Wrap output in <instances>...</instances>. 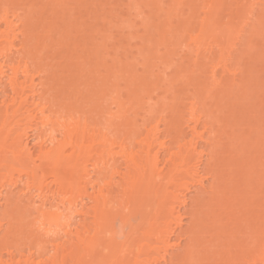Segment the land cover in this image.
<instances>
[{
	"label": "bare ground",
	"instance_id": "bare-ground-1",
	"mask_svg": "<svg viewBox=\"0 0 264 264\" xmlns=\"http://www.w3.org/2000/svg\"><path fill=\"white\" fill-rule=\"evenodd\" d=\"M44 1L47 2L40 6L34 3H30L28 7L18 4L11 10L7 6H0V206H3L0 208V264H157L159 259L164 260L162 262L165 264H212L210 263L212 257H214L212 260L214 263L217 256L220 257H217L218 261L216 259L218 264L220 260L221 264H264V203L261 201L264 202V199L257 200L260 194H262L261 198H264L262 189L264 187L258 192L254 189L255 192L250 190L256 184V187L263 185L264 181L260 179L261 182L263 181L261 183L258 180L259 174L256 175L258 177L256 179L258 164L250 159L253 155L249 153V156L245 155V158L251 160H248L250 163L243 157L244 154L242 158L236 156L239 154L236 149H245L248 139L242 138L241 133L240 135L238 133V136L233 134L229 139L230 134H228L226 138L228 142L231 141L229 144L233 142L232 145H238L234 150L235 145L230 144V149L233 147L232 150H234V154L231 153L230 156L229 144L224 145L227 147L228 144V148H225L229 151H224L225 148H222L224 146H221V141L226 138L220 140L224 132L218 128L222 124L220 125L221 122L216 118L220 126L216 129L213 127L215 130L211 127L202 149L196 153V148L192 145L195 144L192 143L193 138L180 142L185 131L182 132L181 128L176 130L173 124L166 121V127H162L161 130L165 129V133L166 131L169 133L174 128L177 131L176 145H168L166 140L168 136L161 134L157 125L158 120L155 125L154 123L153 126L150 125V128H144L142 123L140 126L136 120L135 122L132 120L131 123L125 121L126 110L129 109H127L126 101L122 99V94L119 93L121 91L115 83L111 85L112 81L107 82V75L110 77L118 72L116 66L117 70H112L115 72L109 75L112 64L105 67L103 63L104 70L107 69L105 72H109L105 74L107 80H103L101 85L98 84L100 88L97 86L99 89L96 95L93 92L96 99L94 101L93 97L91 100L94 104L89 106L90 109L84 107L82 104H85V101L82 102L83 99L81 101L79 98L82 97L83 89L79 85L88 84L80 81H83L80 76L84 75L82 67L87 66L90 59L89 51L91 50L88 51V43L87 48L82 40L79 47V42L77 44L67 39L69 30L67 31L66 26L64 29L63 24L58 27L57 21L46 22V19L40 15L37 19H33L26 12L31 13L38 7L37 9L42 11L41 15L47 11L54 14L58 13L56 11H59L58 7L61 6L59 8L62 13L67 15L70 12L72 16L75 13L68 10L77 9L78 3L76 5L75 1L78 0L74 1L75 8L71 4L73 0L72 2L67 0V4H65L66 0ZM216 2L214 4L217 5ZM220 3L221 0L218 4ZM68 4L72 5L74 10ZM248 11L249 13L251 11L252 15V10ZM12 18H15L17 24L13 23ZM64 20L66 18L62 16V20L59 21L65 23ZM204 20L206 19H202V23L207 21ZM38 21L43 23L41 30ZM210 21L214 24V20L210 19ZM14 27L18 29V32H14ZM58 29L62 31L63 36L60 33H56L57 36H55ZM226 30H229L228 27ZM208 33L209 31L207 35ZM16 40L18 43H15ZM55 45H58V48L61 46V51L57 48V50L53 49ZM97 45L94 46L95 49L92 46V53L98 50L96 48H99L101 44ZM46 49L50 54L44 55ZM99 50L96 52H101ZM93 55L95 56V53ZM228 58L222 54L212 65L211 76L215 87L223 82V76L218 80L217 76L215 77L218 66L222 67L223 73L231 70L234 75L235 70L228 67ZM98 59L95 61L97 60L100 65L102 61L105 62V60L99 62ZM86 62L87 65H85ZM94 72L92 70V73ZM36 76L40 78L38 83L34 82ZM3 78L5 82L2 81ZM231 80L234 81L235 77L233 76ZM85 85L82 87L84 90ZM221 87H223L222 84ZM219 91L217 93H221ZM189 109L188 121L195 119L193 120L195 125H191L190 130L197 134L196 125L202 114H195L193 105H190ZM124 121L130 124L125 125ZM141 127L144 128V132L141 131ZM29 135L36 137L35 143L31 146L24 142ZM201 135L199 134L197 138ZM190 148L191 154L188 153ZM206 150H208V157L205 158L206 161L204 159L205 163L201 164L203 167L199 170V167L194 165L197 157ZM174 174L181 176L180 182L184 179L185 181L179 182V185L176 182L175 184L174 181L180 179L177 177L175 179ZM247 175L252 178L251 181L246 179ZM245 180L248 181L247 184ZM252 181H255L254 185ZM164 183H171V185L173 183L179 187L182 184V187H186L187 184L186 188L188 185L199 186L196 196L190 199L189 210H185L184 215L180 213L174 216V206L169 207L168 204L163 206L164 209L168 206L165 209L166 212L163 210L166 213H164L165 216L159 214L163 213L158 211L162 207L157 205V202L162 205L160 200H163V204L167 199H171V202L176 200L181 202L177 186L174 185L175 188H172L177 191V193L171 192L172 196L161 192L162 185V191L166 189ZM248 183H252V186ZM256 187L254 188L258 189ZM14 189L16 190L13 192ZM248 189L254 192L250 193L249 197H247ZM261 190L263 193H260ZM255 193L260 194L256 196ZM252 194L257 201L253 202ZM165 202L168 203V201ZM235 205H239L237 210ZM216 206L233 213L234 217L237 213L236 219L232 218L238 222V225L241 224L242 228L241 225L237 228L238 225L232 222L234 220L228 216L231 214L227 211L225 212L227 216L221 214L228 219L227 222L233 223H231L232 229H242L235 231V233H242L240 234L242 240L237 233L239 238L235 235V239H238L235 243L233 242V246L230 240H235L234 230H231L233 233L231 237V233H228L231 227L230 229L228 226L225 227L223 221L226 218H220L219 213L220 219L217 217L219 216L216 214L217 209L218 212L221 210ZM154 209L159 212L157 214L160 221L159 217L155 220L157 215ZM240 211L244 213H238ZM214 212L217 218H213L218 224H220L219 220L222 221L224 228L228 227L229 231L214 225L216 221L210 219ZM211 213L213 215H210ZM238 215L245 216L241 218L244 220H240V217L238 219ZM184 216L188 218V221H186V228L182 229ZM208 217L213 226H208ZM171 222L179 227V230L174 224V229L170 227ZM205 225L212 227L209 230L213 233L210 234ZM214 226L216 228L213 229ZM223 229L228 234H224ZM219 232H223L224 235ZM219 234L222 235L221 237L226 236V239L228 237L227 242L225 238L223 241L231 242L228 245L232 248L227 246L229 249H226L227 244L224 245L225 247L221 245L220 248V244L217 243ZM172 236L174 240L171 239ZM213 238H216L215 243ZM220 239L222 242L223 238ZM182 240H185L183 244ZM238 240L240 242L237 244ZM158 244H161L165 251L168 248L179 249L171 254L168 253L169 258L163 254L159 256L160 254L154 253L160 247ZM234 248L240 249L232 251L231 249ZM219 250L222 253H219ZM231 251H236L235 255ZM230 253L235 256L236 262ZM154 254L159 257H155Z\"/></svg>",
	"mask_w": 264,
	"mask_h": 264
},
{
	"label": "rangeland",
	"instance_id": "rangeland-1",
	"mask_svg": "<svg viewBox=\"0 0 264 264\" xmlns=\"http://www.w3.org/2000/svg\"><path fill=\"white\" fill-rule=\"evenodd\" d=\"M69 1L72 2V0H69ZM74 1L75 0H73V2L72 3L70 2V3L73 4V6L75 4L77 5L78 3V6L75 5L77 9L74 10L75 6L73 8L72 5H69L70 3L68 4L69 6H72L71 9L73 8L74 10L72 11L69 9L68 11H71L73 14L75 13L72 16L70 15L71 14L70 12H69L70 14L67 13V15L70 17H66L67 15L62 13V10L59 8L61 6L58 7L59 11H56L60 14L58 13L52 14L51 11H47V13L41 15L42 11H39L37 9L38 7L36 8L37 10L35 9L31 13L28 11L26 12L27 14L29 13L33 19L34 18L37 19L38 17L43 16V18L46 19V22L47 21L48 22L57 21L58 24L56 25H58V27H60L63 24L62 27L64 28L66 26L67 31L69 30L68 35L71 34V36L67 35L68 37L67 39H69L70 42L72 41H74L75 43L77 42V44L79 42V47L82 44V40L85 46L88 43L87 46H89V48L87 46L86 47L88 48V51L89 50L91 51H89L90 59L88 56L87 61L89 59L88 65H91V66L89 67L86 62L85 65L87 66L82 67L83 68L82 74L84 75L80 76V79H83V81L82 80L80 81L82 83L84 82L88 84H86L87 86L84 84L85 90L84 88H82L84 87L83 84L79 85V86H82L81 89H83L82 90L83 92H81L82 94L80 93L82 97L80 96L79 98L81 99V101L83 99L82 102L85 101V104H82L84 107H89V106H92V104H94L91 100L94 97V101H95L96 99L95 95L97 94L96 92L100 88L99 85L103 83V80L106 81L108 78L107 82L110 83L112 81L110 84L114 85L115 83V85L119 88V91H121L119 93L120 95L122 94L121 96L123 97L122 99L126 101L127 109L129 108L128 110H126L127 115H126L125 121L127 122L130 121L131 123L132 120L133 122H135L136 120V123L137 124L139 123L140 126H142L143 124L144 128H148V127L150 128V125H152L153 123L155 125L158 120V124H157L159 127L158 129H160L161 134L163 136L164 135L168 136L166 138L167 143L168 145H172V146L176 145V141H177L175 138L176 137L175 134L177 135L176 130L177 128H181L182 132L183 131L185 132H183L180 142L184 140L188 141L187 138L189 139L193 138L194 142L192 141V143H195V144H192V145L195 146L196 153L202 149V145L206 142L205 139L207 135L209 134V130L211 131L213 127L216 129V127L222 124V126L218 128H220L222 132H224L226 135L223 133V135H221L222 137L220 140L224 139V137L226 138L227 136H229L228 134H230L229 139L233 136V134L234 136H238V133L239 135L240 133L242 134L241 135V137L243 136L242 138L248 139L247 140L248 145L246 146L245 149L238 148L239 150H242L241 152H239V150L236 149L238 146L237 144H233L235 146L232 145L233 142L230 144L231 146L234 147V150L236 149V151H238L239 154H236L237 153L236 152L235 153L236 156H240L242 158L244 154L243 157L245 158V155H247L248 153L250 155H253L252 158L250 156V159H252V161H255V163L258 164V166L256 167V170L258 169L257 170L258 172L257 174H255V176L256 175L258 176L259 174L258 180L262 179L264 181V170H262L264 169V167H262L264 165V0H224V2H222L221 0L222 4L220 3V5L218 4L220 0L218 2H216V0H85V1L78 0V1H75L76 3ZM44 2H47V1H44V0H0V6H7V8L11 10L13 6L15 7L18 4L28 7L32 3H34L36 6H40ZM65 2H66L65 4H67L68 1L66 0ZM84 2H86L87 4ZM214 2H216L217 5H219L218 8H217V5L214 4ZM214 5L216 7H214ZM79 6L81 7V9H83V11L80 9ZM83 6H85V8ZM63 7L65 8L64 5ZM246 8H248L247 11L249 9L252 10V15H251V11L250 13L249 11L248 13L247 11H245ZM76 10H78L79 13L78 11L75 12ZM64 11H67V10H64ZM62 16L63 18L64 17L66 18V20H64L65 23H63V21L61 22L59 21V20H62ZM69 18L71 19L69 20ZM204 18L207 21L204 20L206 22L202 23V19ZM210 19L214 20V24H211ZM12 21L14 24H17V21H15V18H12ZM38 24H40L41 27L39 25H37V27H40L39 29L41 30V28L43 27V23L41 24L40 21H38ZM227 27L229 30H226ZM80 28H85V29L82 30ZM13 30L15 33L18 32V29H16V27H14ZM58 31H56L55 34L56 33L61 34L62 31L60 29H58ZM208 31H209L208 33L209 35H207ZM57 34L55 36H57ZM55 36L54 38L57 39L58 37H55ZM80 38H82L81 41H79ZM85 40H87L86 43H85ZM15 43H18V41L16 40ZM99 43L102 46L99 45V48H96V49L98 50L100 49L101 52L97 53L96 51L98 50L94 51L95 53V56H94L93 55L94 53H92L93 49H95L94 46L95 47L98 46L97 44ZM55 46L52 48L53 49L57 48V49H60L59 51H61L60 45H59L60 48H58V45L56 47ZM92 46H93V49H92ZM48 49L44 50L45 51L44 55L50 54L48 52ZM46 51L48 53H46ZM96 53L100 57L97 56ZM222 54L227 58L231 57V58H228L229 59L228 67L231 69L233 68L235 71H234V75L231 72V70H229V72H224L226 73L224 74L222 71V67L218 66L216 68L217 70H215L216 72L215 77L217 76L218 78L216 77V79L218 80L221 76H223L224 80L222 79L223 82L221 83L223 87H221V84L218 85L219 87L218 86L215 87L212 81V76H211L212 65L218 60V58ZM91 56H93L95 59H98L97 57H99L98 59L99 62L102 60H105L107 64L102 61L100 65V63L98 64L97 60L95 61V59ZM91 61H93L92 62L93 64H91ZM103 63L105 67L106 65L111 66L112 64V68L110 67V72H111L110 74L109 72L108 73L105 72V70L107 71V69L105 68L104 70ZM96 64H98L97 67H96ZM100 66H102L103 68L102 67L100 68ZM116 66L118 70L116 69ZM119 67H122V68H119ZM90 69H91V72H90ZM114 69L117 70L118 72L116 73L114 71L115 74L113 75L112 73L114 72H112V70ZM92 70L93 72L94 71L95 72L92 73ZM105 74L106 75L112 74L111 75L112 77L111 76L109 77L107 75L106 76L107 78H106ZM233 76L235 77L234 81L231 80ZM109 78H111L110 81H109ZM38 79L40 78L37 76L34 77V82L38 83L39 82ZM2 81L5 82L4 78L2 79ZM97 86H99V88ZM220 87L221 89H219ZM89 88L90 90L88 91ZM219 90L221 91V93H217V91ZM93 92L94 94L95 93L96 94L94 95ZM190 105H193L195 107V114H200V113L202 114V115L200 114L201 115L200 121H197L198 124L196 125V132L198 135L202 134L201 136L203 137L199 136L197 138L198 135L196 133L191 132L190 130L191 125H195V122L193 121L195 119L193 120L189 119L190 122L188 121V113H189L188 111L190 110L189 109ZM88 109H90V107ZM128 118L130 119L127 120ZM216 118L219 119V121L221 122L220 123L218 121L220 125L217 122ZM223 119H225V121ZM166 121L168 123L170 122L171 124H173V127L175 126L174 128H176V130L173 128L172 131L169 132L170 134L167 131L165 133V129L164 131L161 130L162 127L163 128L166 127V123H167ZM127 122H125L126 124L125 123L124 124L125 125L130 124V123L127 124ZM215 122H217L218 124ZM124 124L123 126L125 127ZM177 125L179 127H177ZM143 127H141L142 129L141 128L140 129L141 131L144 132ZM214 128L212 130H215ZM162 131L164 132V134ZM194 134L196 135L194 136ZM169 137L170 139L172 137L171 141ZM25 139L26 141L24 140V142H26L28 145L30 144V146L33 145L36 141L35 135H29ZM208 140L209 139H207V141ZM221 142L223 144V145L221 144V146H224L226 145V143L229 144V142L231 141L228 142V138H226L222 140ZM228 144H227V147L224 146L222 148L223 149L225 147L228 148ZM230 144H229V150H230L229 153L231 156L232 154H234V150H232L233 147L230 149L231 147ZM226 148L224 151H229ZM175 149H178V148L175 147ZM181 149L185 150V148H182V147ZM231 150L233 152H231ZM188 151H189L188 153L191 154L192 152L191 148ZM203 153L201 155L199 154L200 157H197V160H196L197 165L194 163L195 164L194 166L199 167V170L202 169L201 167H203L204 165L203 163H205L204 159L205 158L207 159L208 157V150L204 151ZM204 155L206 156L204 157ZM233 156L235 157V155ZM245 159L247 162L251 161L247 157ZM251 165H254V164L251 163ZM259 165H260L261 170L259 168ZM251 167H255V166H251ZM256 170L254 169V172ZM254 172L252 171L253 175H254ZM200 174H202V171H200ZM249 175L251 176V173ZM260 175L262 178L260 177ZM250 176L246 177V179L248 178L251 181L252 178ZM257 176H256V179L258 178ZM174 177L175 179L176 177L178 179L181 178V176L178 177V176H175V174H174ZM256 179H253V180H256ZM176 180L174 181V183L176 182L177 184L181 181V179L178 181ZM184 181L180 183H183ZM263 181L261 182L260 180L261 183H263ZM205 182L207 185L206 180ZM247 182L245 184H247ZM254 182L255 181H252L253 185H254ZM252 183H248V184L252 186ZM172 185L171 183H164V187H166V189L164 188L165 190L163 189L162 191V188H163L162 187L163 185H162L160 188L161 192L172 196L171 194L173 192L177 193L178 191V193H180L181 202L180 201L177 202V200L174 202H171L170 201L171 199H167L165 201H168V203L164 201V204H163L162 203L163 200H160L162 201L161 202L162 205H159L158 202H157V205L160 207L162 206V207L159 208V210L158 209L157 210L159 212H162L163 210L165 211V209L168 206L169 207L174 206V209H175L174 216H175L176 214H180V213L183 214L185 210L186 211L189 210L190 208L189 205L191 204L190 199L192 200L191 197L196 196L197 194L196 190L199 189V186L191 185L190 187L188 185V188H186L187 184H186V187H182L183 184L182 186L180 185L181 187L175 185L178 187L177 191H175L176 189H172V188H175L174 185L173 187ZM244 185H243V188L246 187ZM256 185L254 187H256ZM259 185L261 184L259 183ZM254 187H251L250 190L252 191L256 190V192H258L260 188L264 187V184L261 186H257L256 188L258 189H255ZM262 189L264 191V188ZM15 190L16 189H14L13 192ZM248 190H247V197H249L248 195L250 193L255 192V191L250 192V190L249 191ZM263 191L261 190L260 193L261 192L263 193ZM260 193H255V194L257 196V194H260ZM260 195H258L260 198L257 200L264 199L263 197L261 198ZM254 198L256 197L253 196V202L254 200H256ZM261 201L262 203H264L263 200ZM167 204L168 206L164 209L165 205ZM252 205H255V203H252ZM237 206L239 207V205ZM237 206L235 205L236 207L235 210H237ZM1 207L3 208V206H0V208ZM216 207L218 208L219 206H216ZM155 208H158V207L155 206ZM220 210H221L220 211L221 213L218 212V209L216 211L217 213L214 212V215L213 213H211L210 215H213V216H211L212 218L210 219H214L219 214L226 215L227 213H229V211L225 209L220 208ZM222 210H225V211L223 212ZM154 211L157 215V219L155 220H158L159 214L163 216L164 213L166 212V211L165 212L163 211V213H159L155 209ZM226 211L227 213H225ZM157 212L159 214H157ZM238 213L242 214L244 212L240 211ZM229 214L231 215H228V216H231V219L233 220L237 216V213H235V217L233 213H229ZM210 215L208 216L210 217ZM220 215L217 217L219 218ZM240 216L238 215L237 218L239 219ZM209 217L207 219L208 221H209ZM161 218H164V217H161ZM220 218H224V217L221 215ZM241 218H245V216L240 217V220H244ZM160 220L161 219L159 217V221ZM214 220L216 221V219ZM186 221H188V218L184 216L183 224L181 225L182 229H184V227L187 226ZM227 221L228 219L226 218L223 221V223L225 222L224 223L225 227L228 226L229 229L231 225L233 224L232 222L238 225V222H235L236 220L232 222L229 220L232 224ZM172 222H171L172 226L170 224V227L173 228L174 223ZM221 222L222 221L219 220V223L222 226L218 224L217 221H216V224L218 225L216 224L214 225L216 227L220 226L222 229L224 228V224H222ZM239 223L241 222L239 221ZM242 223L245 224V222H242ZM208 224H209L208 226H213L210 223V221L208 222ZM237 225H233V226L237 227ZM240 225L241 224H239L237 228H239ZM205 226L208 232L210 231L209 229L212 228V227L209 228L207 225ZM215 226L213 227V229L216 228ZM220 227L218 228L220 229ZM228 227L227 229L226 228L224 229L229 231ZM232 228L233 227H231L228 233H231L232 232L231 230H234ZM237 228H235V230L233 231L234 233L236 230H238ZM241 228H242V225H241ZM241 228L239 229L240 231L242 230ZM176 229L179 230V227H176ZM224 229L223 231L225 234L227 232H225ZM211 232L213 233V231H210V234ZM219 233L224 235L223 232H219ZM237 233L238 232L234 234V239L236 238ZM220 234L218 236L220 238H223L222 239L223 243L221 242L220 238L218 242L216 240L218 245L220 244L219 245L220 248H221V245L225 247L224 245L226 244H227L225 247L226 249L228 247L232 248L235 241H237V239L239 238L237 236L238 238L235 240L229 239L232 243L234 242L233 244H231L232 246L230 247L228 245L229 242L224 243L225 241L226 242L228 241V237L226 239V236L221 237L222 235ZM238 234L240 235L242 233H238ZM230 236L233 237V233H231ZM208 238L212 239V237H208ZM224 238H225V241H223ZM171 239L174 240L173 236ZM215 239L216 238H213V243H215L214 241ZM240 240H242L241 235H240ZM240 240H238V242L236 243L238 244ZM184 242L185 240L182 242V244ZM158 246H160L157 250L159 253L157 251H154V253L160 254L159 256H162L163 254V255H166V257H168L169 256L168 253L171 254L174 251L179 249L177 247L173 248L174 250H171L168 248L169 250L166 249L167 251L166 252L165 249L163 250L164 247H162L161 244H158ZM217 249L218 247L216 248V250ZM237 249H240V248H237ZM237 249L234 248L231 250L233 251ZM220 250H219V253L220 252L222 253V251ZM163 251L164 253H161ZM232 251L231 253L235 255L236 251L234 252ZM231 253L230 255L233 256V254ZM157 254H154V256L159 257L157 256ZM217 257H215V260H214L216 264H218L217 261L219 260L217 259ZM234 257L235 256H233V260L234 262H236L237 259L236 258L234 259ZM213 259L214 257H212V260ZM212 260L210 263L215 264V262L213 263ZM158 261H157L158 262L157 264L159 263L165 264V262L164 263L162 262L164 260L161 261V259H159ZM221 263L222 261L220 260L219 264Z\"/></svg>",
	"mask_w": 264,
	"mask_h": 264
}]
</instances>
